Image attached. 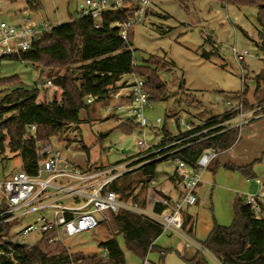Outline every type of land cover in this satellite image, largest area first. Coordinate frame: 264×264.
I'll use <instances>...</instances> for the list:
<instances>
[{"label":"rangeland","instance_id":"1","mask_svg":"<svg viewBox=\"0 0 264 264\" xmlns=\"http://www.w3.org/2000/svg\"><path fill=\"white\" fill-rule=\"evenodd\" d=\"M82 1L40 0V8L33 16L36 19H47L50 25L55 26L77 18V6ZM25 6V0L13 2L2 0L0 19L7 23L17 21ZM8 9L11 11L8 12ZM258 30L255 7L237 9L222 5L218 0H186L184 8L176 0H149L143 21L133 26L131 45L136 64H144L150 56L160 59L156 74L165 86L163 98L150 100L151 108L144 112L146 119L151 123L157 118L161 120L158 127L145 128L144 141L147 145L162 140V128L169 134L176 135L186 129V123L198 125L201 120L228 109L227 101L231 103L238 101L239 93L243 91L244 86L246 96H252L249 99L258 102L257 98L253 97L256 86L254 77L261 74L264 78V50L257 45ZM233 47L236 50L246 49L248 54L243 60L238 61L232 52ZM11 76L17 77V81L5 87L0 86V90L6 91L14 87L37 88L36 102L48 103L53 99L59 100L58 87L43 86L46 80L51 78L46 72L40 74V69L29 62L0 58V79ZM123 78L116 83L111 93L124 86ZM259 84V96H264V80ZM126 104L127 101L114 98L112 95L104 101L93 103L89 118L81 112V122L69 127L66 139L59 142L52 139L51 142L80 166L89 163L107 167L131 158L140 151L137 145V130L135 128L125 133L117 127L121 121L131 118L130 113L124 109ZM178 117L183 121L176 124L174 120ZM261 136L262 132L259 131L257 140H253L256 145L257 141L261 142ZM4 156L8 159L2 160ZM260 156L254 170L256 176L264 180V152ZM0 161V170L4 163V174L21 169L19 157L12 155L8 150H5V155H0ZM174 168L175 162L171 158L156 162L155 184L152 186L169 193L172 189L170 178ZM217 170L219 174L216 185L208 188L206 186L207 189L204 187L206 192L204 197H199V201L188 208L192 218L191 238L201 243L206 240L214 224L221 226L231 224L234 216V198L239 192L253 193L259 189L254 179H251L252 183L245 188L246 190H239L233 186L231 198L225 189L230 178L225 176L231 172L235 177L242 176L235 170H226L222 165ZM141 173L134 170L130 177L140 176L145 180ZM241 180L244 181V178ZM145 192V189L139 191V197L144 198ZM195 196L197 198L198 194ZM94 216L102 220L99 214L94 213ZM116 232V227L107 215L106 220H102L98 227L89 232L62 236L55 244L38 241L41 250L49 256L63 251L84 256L100 255L102 253L98 246L100 240ZM116 239L123 252L124 264H143L144 261L150 264H196L193 260H201V257L204 261L200 264H217L209 252L201 254L192 245L186 246V242L179 235L165 231L155 240V248L149 250L143 259L126 249L121 235H116ZM24 240L32 242L34 235L26 236ZM161 251L164 252V256H161Z\"/></svg>","mask_w":264,"mask_h":264},{"label":"trees","instance_id":"2","mask_svg":"<svg viewBox=\"0 0 264 264\" xmlns=\"http://www.w3.org/2000/svg\"><path fill=\"white\" fill-rule=\"evenodd\" d=\"M13 1L10 0V2ZM25 1L34 11L40 8V0ZM176 1L185 8L186 0ZM218 1L222 5H229L237 9L256 8V21L259 26L257 45L264 50V0ZM128 11L127 8L107 11L103 14L98 27H94L93 21L88 17H77L68 22L59 23L53 26L49 33L42 34L34 48L21 54L20 58L1 57L29 62L40 69V74L46 72L47 76L51 77L53 86L60 89V97L58 101L53 99L48 103L36 102L37 88L14 87L6 91L0 90V155H5V150H8L12 155H17L20 159L21 169L33 174L37 167L36 141L56 139L59 142L66 139L69 127L81 122L80 113L84 112L89 118V113L92 111L91 105L107 99L109 93L115 89L116 83L123 76L134 74L142 78L144 80L143 88L149 100L163 98L165 86L156 74L160 59L150 56L144 64H136L131 49L133 27L127 29L126 37L123 39L119 35L117 27L110 26L114 21L125 20ZM53 70L56 72L54 73ZM254 80L256 86L253 97L257 98L258 102L247 101L246 87L244 86L243 91L239 93L243 110L264 105V96H259V83L264 78L261 74H257ZM16 81L17 77L15 76L1 78L0 86L5 87ZM88 96L93 98L91 102L86 101ZM31 125L35 127L33 135L29 132ZM117 127L121 131L129 133L132 129L137 128V124L132 118H126ZM161 132L163 138L156 146L164 145L178 138L163 128ZM237 137V129H228L184 147L172 156H177L191 166L194 165L204 149L210 147L219 153L232 146ZM142 152L140 149L132 157L138 156ZM5 157L2 160L8 159ZM165 158L150 160L135 169L142 172V177L145 180L140 176L131 178L130 173L134 170H130L115 179L108 188L120 193L125 202L137 203L146 208L147 204L144 198L139 197V191L151 187L150 181L154 179L155 164ZM260 158L241 167L228 163H224L222 166L235 170L243 177L250 179L254 177L251 167L254 163L259 162ZM3 165L4 163L1 165L0 176L8 175L4 174ZM86 167L91 169L103 166L87 163ZM153 192L157 196L166 197L154 189ZM3 205V201L0 199V211ZM160 210L161 206L156 205L155 211L159 212ZM233 211L234 216L229 226L214 224L206 240L199 243L219 264H264V222L252 219L249 208L243 205L242 195L234 200ZM109 216L117 232L100 240L98 243L102 251L100 255L84 256L80 253L67 254L63 251L49 256L41 250L39 241H35L29 248L24 245H12L14 248L12 256L16 263L4 255H0V264H124L123 252L119 247L116 235L122 236L128 251L143 259L149 250L155 248L154 241L163 232L157 222L131 210L119 208ZM19 223L10 221L0 224L1 250L8 251L7 245L11 244V236L20 230L17 228ZM183 227L190 235L192 224H188V221L184 220ZM193 261L200 264L204 259L201 257V260Z\"/></svg>","mask_w":264,"mask_h":264},{"label":"built area","instance_id":"3","mask_svg":"<svg viewBox=\"0 0 264 264\" xmlns=\"http://www.w3.org/2000/svg\"><path fill=\"white\" fill-rule=\"evenodd\" d=\"M148 6L149 0H83L78 4L77 12L78 17H88L93 21L94 27H98L103 14L107 11L129 9L125 20L114 21L110 25L117 27L119 35L125 39L127 29L143 21ZM34 12L26 4L17 21L7 23L0 19V58L8 56L20 58L21 54L34 48L42 34L52 30L53 26L48 20L34 18ZM232 52L238 61L243 60L248 54L246 49L236 50L235 47L232 48ZM123 77L124 86L114 93L110 92L108 96L112 95L114 98L127 101L124 109L137 124V145L143 152L117 164L89 169L76 164L51 141L37 140L35 143L37 167L33 174L20 169L6 176H0V199L4 204L0 211V224L10 221L20 222L17 227L20 230L11 236V244L7 245L8 251L0 249V255L16 263L12 256L14 253L12 245H24L29 248L38 240L55 244L62 236L95 229L102 220L107 219V215L116 212L119 208L145 215L157 222L162 231L182 237L186 246L192 245L203 254L208 252L185 231L181 209L195 204L194 191L200 183L201 172L219 153L208 147L200 153L191 166L172 155L184 147L232 128L238 131L237 141L242 126L247 122V116L264 115V105L243 110L241 98L235 103L227 101L228 109H225L221 115L198 125L192 122L186 123V129L176 134L178 138L164 145L156 146L160 142L147 145L144 141L145 128H156L161 120L157 118L151 123L144 115L145 110L151 108L150 100L143 88L144 80L134 74ZM241 78L244 81V77ZM43 86L50 88L53 84L47 79ZM92 99L88 96L86 101L91 102ZM174 121L177 124L178 121L183 120L178 117ZM34 130L35 127L31 125L29 132L32 135ZM164 157L174 160L175 173L182 182V192L175 201L171 202L166 197L155 195L152 188L154 180L150 181L151 187L145 192L146 208L137 203L125 202L120 193L108 188L122 174L135 170L150 160ZM254 180L261 188L253 193L242 194L243 205L249 208L253 220L264 222V181L259 178ZM156 205L161 206L159 212L155 211ZM94 213L99 214L102 220L97 219ZM29 235H34V241L24 240ZM143 264L150 263L144 261Z\"/></svg>","mask_w":264,"mask_h":264},{"label":"crops","instance_id":"4","mask_svg":"<svg viewBox=\"0 0 264 264\" xmlns=\"http://www.w3.org/2000/svg\"><path fill=\"white\" fill-rule=\"evenodd\" d=\"M8 12H9V9H8ZM251 97L252 96H249V97L246 96L247 101L250 103L253 102L251 99H249ZM223 112H224V110L217 115H211L208 119H211V118H214L218 115H221ZM208 119L201 120L200 123H202ZM243 126H245V127L243 128ZM243 126L240 130V136H241V134H244L241 136L242 140L241 141L239 140V138H240V136H239L238 140L232 146H230L228 149H226L224 151L219 152L218 156L215 159H213L209 163V165L201 172L200 183L198 184V186L196 187V189L194 191L195 195L198 194V196L196 198V202L199 201L198 200L199 197H204V193H206L204 190V187L206 188V186H207V188H208V186L216 185L217 175L219 174V171L217 170V168L220 165H223L224 163H228V164H231L234 166L241 167V166H245V165L249 164L254 159L261 157L260 155L264 152V137H263V135H264V115H251V114L248 115L247 116V122ZM259 131L262 132V136H261L262 138H261V142L257 141L258 144L256 145L253 142V140H255V139L257 140V138H258L257 134ZM248 141H251L250 144H247ZM256 163H258V162H256ZM256 163H254L251 167V170L254 174V177L250 178V179L243 177L239 172L238 173L242 177H235L234 173H232V172L229 173L231 175L225 173V174H227L225 177L230 178V180L228 181L229 184L225 189L230 193L231 198H233L232 194L234 192V189H233L234 187H237L236 189L243 190V189L247 188L250 183H252L251 179L258 178L256 176V173L254 170ZM225 169L229 170V171H233V170L228 169V168H225ZM229 171H227V172H229ZM241 178H244V181H242ZM170 179H171L172 189L170 190L169 193L168 192L167 193L162 192L160 189L155 188L154 186H152V188L154 190L160 192L162 195H165L167 199H169L171 202H173L176 199H178L179 195L182 192V182L177 177V175L175 173V168H174L173 174H172ZM153 180H154V184H155V179H153ZM262 181H264V180H262ZM254 182H255V180H254ZM256 185L259 188L258 190H260L261 186L258 185L257 183H256ZM241 195H242V192H239L236 197L241 196ZM234 199H236V198H234ZM193 205L184 206L181 209L182 220L188 221V224H190V223L192 224V218L188 213V208L193 206ZM165 232H168V231H165ZM168 233L171 234V232H168ZM172 234H174V233H172ZM190 236H193V229H192ZM154 244H155V241H154ZM198 252H200V251H198ZM160 254H161V256L162 255L164 256V252L161 251ZM201 254H203V253H201ZM217 264H219V263L217 262Z\"/></svg>","mask_w":264,"mask_h":264}]
</instances>
